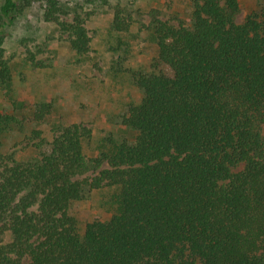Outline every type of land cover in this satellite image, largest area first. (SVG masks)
Masks as SVG:
<instances>
[{
  "label": "trees",
  "instance_id": "1",
  "mask_svg": "<svg viewBox=\"0 0 264 264\" xmlns=\"http://www.w3.org/2000/svg\"><path fill=\"white\" fill-rule=\"evenodd\" d=\"M95 1L2 0L0 26L38 6L85 55L82 6ZM187 1L188 26L151 17L157 54L132 73L142 96L122 120L131 141L110 138L90 157L85 125L51 140L36 127L19 159L1 150L18 117L0 113V264H264V5L237 22L240 0ZM112 9L111 29L129 31L128 9ZM3 42L1 30L0 89L10 95ZM51 111L40 103L30 120L39 126ZM104 187L116 189L112 214L81 230L75 203Z\"/></svg>",
  "mask_w": 264,
  "mask_h": 264
},
{
  "label": "rangeland",
  "instance_id": "2",
  "mask_svg": "<svg viewBox=\"0 0 264 264\" xmlns=\"http://www.w3.org/2000/svg\"><path fill=\"white\" fill-rule=\"evenodd\" d=\"M66 1L74 4V0ZM106 1L96 0L82 6L91 36V50L85 55L71 48L68 35L56 23L44 20L38 6L26 10L12 24L0 26L4 36L3 54L13 81L10 95L0 89V113H14L18 117L4 135L3 152L22 159L32 153L31 129L40 128L42 136L51 140L61 127L73 123L91 130V137L84 142L85 153L90 157L98 154L99 145L107 144L110 138L118 142L132 140L134 132L124 127L122 120L129 105L139 102L142 96L132 73L147 70L157 54V44L149 28L151 17L155 14L174 26H188L190 6L187 0ZM117 3L128 9L134 21L127 32L111 29L112 6ZM263 5L262 0H240L241 12L236 21L242 22ZM73 17L71 13L62 20L71 21ZM32 54L43 67L32 65L29 60ZM21 100L26 108L19 107ZM40 103H50L52 111L38 126L31 122L29 110ZM115 191L109 187L92 189L75 203L73 211L81 230L92 220L110 217L111 196Z\"/></svg>",
  "mask_w": 264,
  "mask_h": 264
}]
</instances>
